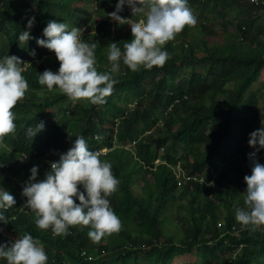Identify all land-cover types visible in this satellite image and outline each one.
<instances>
[{
    "label": "trees",
    "instance_id": "obj_1",
    "mask_svg": "<svg viewBox=\"0 0 264 264\" xmlns=\"http://www.w3.org/2000/svg\"><path fill=\"white\" fill-rule=\"evenodd\" d=\"M118 3L119 0H0V61L14 55L28 63L23 74L29 84L25 98L13 109L16 132L5 138L7 150L0 149V190L9 191L17 201L5 213L9 223L0 222V244L30 234L44 245L47 264H176L188 256H196L200 264H264V225L255 230L252 225L243 226L235 212L241 205L246 207L244 177L251 175L249 168L253 167L249 155L260 148L255 160L264 164V148L249 145L250 134L264 127V0H188L199 21L195 27H185L164 46L171 58L163 67H141L136 72L121 59L119 72L113 74L118 82L103 104L73 101L58 89L49 91L40 85L39 73L58 71L60 67L55 53L37 44V39H47L41 33L53 20L67 23L69 30L82 29V39L97 45L98 70L111 71L109 44L120 42L118 46L123 51L124 42L133 39L130 25L124 27L108 15L116 11ZM131 12L125 3L119 15L137 21L142 18ZM33 17L37 25L34 22L30 30L28 21ZM217 23L222 27L217 28ZM23 31H29L33 39L21 46L18 37ZM33 50L38 52L35 56L30 54ZM119 105L126 110L119 109ZM245 112L251 114L247 116ZM117 120L118 128L114 126ZM40 122H44V130L34 138L27 136V128ZM79 136L85 138L92 151L108 149L101 157L111 163L120 181L118 190L108 199L122 228L99 243L89 238L90 227L82 225L70 227L66 236H54L51 228H37L35 213L24 208L27 197L21 193L32 167L39 168L37 182L44 180L51 161H58ZM135 139L134 145L125 146L128 140ZM169 159L173 161L168 163ZM80 190L84 191L82 185ZM0 264L7 261L0 259Z\"/></svg>",
    "mask_w": 264,
    "mask_h": 264
},
{
    "label": "clouds",
    "instance_id": "obj_2",
    "mask_svg": "<svg viewBox=\"0 0 264 264\" xmlns=\"http://www.w3.org/2000/svg\"><path fill=\"white\" fill-rule=\"evenodd\" d=\"M125 3L131 7L133 16L141 15L142 18L137 21L119 15ZM108 15L120 25H130L133 36L130 42H124L123 51L118 43L109 44L107 59L111 71L98 70L97 45L82 39V29L69 30L67 23L53 20L44 29L47 39H37V44L53 51L60 67L58 71L39 73L40 85L49 91L58 89L73 101L103 104L118 82L113 74L119 72L121 59L133 72L141 67L147 70L163 67L171 58L164 46L185 27H195L198 22L188 0H119L116 11ZM34 22V17L28 21L29 29ZM30 39L33 37L29 31H23L18 37L21 46ZM30 54L35 56V50ZM27 64L14 55L0 61V149L7 150L5 138L16 132L17 117L13 109L29 91L23 75ZM44 128V122H40L28 127L26 135L34 138ZM136 141L126 142L125 146L128 148ZM249 145L264 148V127L250 134ZM101 155L100 151L90 150L85 138L79 136L58 161H51V170L44 180L37 182V166L31 169L22 194L27 197L24 208L35 213L37 228H51L54 235L66 236L70 227H90L88 236L94 243L120 231L122 222L108 199L118 190L120 181L114 176L111 163L102 160ZM255 156V152L250 154L253 160L251 175L244 177L246 207L236 210L237 221L243 226L252 225L253 230L264 225V164L256 161ZM81 185L84 191L80 190ZM15 205V197L7 190H0V222L9 223L5 213ZM0 259H5L7 264H47L48 255L39 239L25 233L14 242L0 244Z\"/></svg>",
    "mask_w": 264,
    "mask_h": 264
},
{
    "label": "bare ground",
    "instance_id": "obj_3",
    "mask_svg": "<svg viewBox=\"0 0 264 264\" xmlns=\"http://www.w3.org/2000/svg\"><path fill=\"white\" fill-rule=\"evenodd\" d=\"M8 1H9V0H8ZM73 3H74V2H73ZM73 3H72V4H73ZM76 3H78V2H76ZM5 4H6V3H5ZM50 4H51V3H50ZM48 5H49V4H48ZM68 5H69V3H68ZM105 5H108V4H105ZM128 6H129V5H128ZM190 6H191V4H190ZM34 7H35V6H34ZM39 7H40V6H39ZM69 8H70V7H69ZM102 8H103V7H102ZM33 9H34V8H33ZM52 9H53V7H52ZM128 11H129V10H128ZM33 12H34V11H33ZM22 13H23V12H22ZM131 13H132V12H131ZM24 14H27V13H24ZM24 14H23V15H24ZM48 14H49V13H48ZM242 14H243V13H242ZM19 15H21V13H19ZM46 15H47V14H46ZM88 15H89V14H88ZM238 15H240V14H238ZM32 16H33V15H32ZM32 16H31V17H32ZM47 16H48V15H47ZM131 16H132V15H131ZM244 16H245V15H244ZM39 17H40V16H39ZM91 17H92V16H91ZM21 18H22V17H21ZM36 18H37V17H36ZM41 18H42V17H41ZM88 18H89V17H88ZM130 18H131V17H130ZM28 19H29V18H28ZM131 19H132V18H131ZM47 20H48V19H47ZM51 20H52V18H51ZM98 20H99V19H98ZM135 20H136V19H135ZM35 21H36V20H35ZM40 21H41V19H40ZM40 21H39V22H40ZM59 21H60V20H59ZM59 21H57V22H59ZM90 21H92V20H90ZM198 21H199V20H198ZM36 22H37V21H36ZM36 22H35V24H36ZM88 23H89V22H88ZM35 24H34V25H35ZM42 24H43V23H42ZM97 24H98V23H97ZM117 24H118V23H117ZM36 25H37V24H36ZM77 26H79V25H77ZM125 26H126V25H124V27H125ZM37 27H38V26H37ZM43 27L45 28V26H43ZM79 27H80V26H79ZM81 27H82V26H81ZM124 27H123V28H124ZM32 28H34V27H32ZM35 28H36V27H35ZM41 28H42V27H41ZM15 29H16V28H15ZM102 29H103V28H102ZM9 30H11V29H9ZM30 30H31V29H30ZM107 30H108V29H107ZM35 32H36V31H35ZM41 32H42V31H41ZM12 33H13V32H12ZM12 33H11V35H12ZM115 33H116V31H115ZM15 34H17V33H15ZM41 34H43V33H41ZM107 34H108V33H107ZM129 34H130V33H129ZM17 35H18V34H17ZM35 35H36V33H35ZM95 35H96V34H95ZM124 35H125V34H124ZM126 35H127V34H126ZM106 36H107V35H106ZM16 37H17V36H16ZM89 37H90V36H89ZM113 37H114V36H113ZM120 37H121V36H120ZM126 37H127V36H126ZM129 37H130V36H129ZM35 38H37V37H35ZM41 38H42V37H41ZM41 38H40V39H41ZM114 38H115V37H114ZM129 39H130V38H129ZM115 40H116V39H115ZM130 40H131V39H130ZM111 41H112V40H111ZM15 43H16V42H15ZM119 43H120V42H119ZM119 43H118V44H119ZM170 43H171V42H170ZM121 44H123V43H121ZM177 44H178V43H177ZM250 44H251V43H250ZM173 45H174V44H173ZM248 45H249V43H248ZM4 46H5V45H4ZM9 46H11V45H9ZM9 46L6 47V48H10ZM185 46H186V45H185ZM0 47H1V46H0ZM122 49H123V48H122ZM6 50H7V49H6ZM14 50H15V48H14ZM47 50H48V49H47ZM7 51H9V50H7ZM99 51H100V50H99ZM52 52H53V51H52ZM36 53H38V52H36ZM51 56H53V55H51ZM27 57H28V56H27ZM27 57H25V58H27ZM54 57H55V56H54ZM34 59H35V58H34ZM56 59H57V58H56ZM49 61H50V60H49ZM53 62H54V60H53ZM53 62H52V64H53ZM57 63H58V62H57ZM48 65H50V64H48ZM53 65H54V64H53ZM105 65H106V64H105ZM263 65H264V63H263ZM55 66H56V64H55ZM42 67H44V65H43ZM50 67H51V65H50ZM53 68H54V67H53ZM51 69H52V68H51ZM119 70H120V69H119ZM252 70H253V69H252ZM248 72H249V70H248ZM252 72H253V71H252ZM252 72H251V73H252ZM128 73H129V72H128ZM248 74H249V73H248ZM23 75H24V74H23ZM130 75H131V74H130ZM259 75H262V74H259ZM259 75H258V77H259ZM123 76H124V75H123ZM123 76H122V77H123ZM253 77H254V76H253ZM256 77H257V76H256ZM256 77H255L254 79H256ZM258 77H257L256 81L258 80ZM243 78H244V77H243ZM245 78H246V77H245ZM254 79H252V80H254ZM259 79H261V78L259 77ZM244 80H245V79H243L242 82H244ZM249 80H250V78H249ZM252 80H250V81L252 82ZM245 81H246V80H245ZM247 81H248V80H247ZM258 81H259V80H258ZM258 81H257V82H258ZM155 82H156V81H155ZM259 82H260V81H259ZM149 83H150V82H149ZM244 83L246 84V82H244ZM252 83H254V81H253ZM252 83H251V84H252ZM146 84H147V83H146ZM248 84H249V83H248ZM251 84H249V85H251ZM147 85H149V84H147ZM246 85H247V84H246ZM145 86H146V85H145ZM247 86H248V85H247ZM252 86H254V85H252ZM44 87H45V86H44ZM144 88H145V87H144ZM150 88H151V87H150ZM248 88H249V86L247 87V89H248ZM260 88H261V87H260ZM250 89H251V88H250ZM261 89L263 90V88H261ZM261 89H260V90H261ZM148 90H149V89H148ZM145 91H146V90H145ZM248 91H249V90H248ZM248 91L246 90V94L248 93ZM254 91H255V90H254ZM254 91H253V92H254ZM256 91L259 92L258 89H257ZM256 91H255V92H256ZM250 92L252 93L251 90H250ZM263 92H264V91H263ZM40 93H41V92H40ZM256 93H257V92H256ZM260 93H261V91H260ZM221 94H222V93H221ZM262 94H263V93H262ZM262 94H261L260 98H262ZM218 95H219V93H218ZM244 95H245V94H244ZM257 96H258V95H257ZM263 96H264V95H263ZM250 97H251V96H250ZM243 98H244V97H243ZM260 98L258 97V99H260ZM248 99H249V98H248ZM131 100H132V99H131ZM177 100H178V99H177ZM177 100H176V101H177ZM227 100H228V99H227ZM261 100L264 102L263 98H262ZM129 101H130V100H129ZM132 101H134V99H133ZM245 101H246V100H245ZM20 102H21V101H20ZM243 102H244V101H243ZM88 103H89V102H88ZM135 103H136V102H135ZM176 103H177V102H176ZM179 103H180V102H179ZM244 103H245V102H244ZM131 104H132V103H131ZM263 104H264V103H263ZM263 104H261V105H259V106H263ZM136 105H137V104H136ZM244 105H245V104H244ZM87 106H88V104H87ZM89 106H90V105H89ZM119 106H120V105H119ZM137 107H138V106H137ZM16 108H17V107H16ZM91 108H92V107H91ZM120 108L122 109L123 107L120 106L119 109H120ZM245 108H246V107H245ZM86 109H87V108H85V110H86ZM92 109H93V108H92ZM137 109H138V108H137ZM259 109H261V108H259ZM17 110H18V109H17ZM17 110H16V111H17ZM85 110H84V111H85ZM87 110H89V108H88ZM122 110H124V108H123ZM125 110H126V109H125ZM125 110H124V111H125ZM128 110H129V109H128ZM92 111H93V110H92ZM124 111H123V112H124ZM240 111H241V112H244V111H242V110H240ZM85 112H86V111H85ZM94 112H95V111H94ZM145 112H147V111H145ZM145 112H144V113H145ZM251 112H252V111H251ZM251 112H249V113H246V112H245V113H246V115H247V114H251ZM147 113H148V112H147ZM147 113H146V115H147ZM238 113H239V111H238ZM245 113H244V114H245ZM255 113H256V112H255ZM29 114H31V113H29ZM148 114H149V113H148ZM252 114H254V113H252ZM261 114H262V113H261ZM154 115H155V114H154ZM128 116H129V115H128ZM136 116H137V115H136ZM247 116H248V115H247ZM252 116H253V115H252ZM130 117H131V116H130ZM132 117H133V115H132ZM147 117H148V116H147ZM243 117H244V116H243ZM243 117H242V118H243ZM245 117H246V116H245ZM261 117L263 118V116H261ZM176 118H177V117H176ZM242 118H241V119H242ZM143 119H144V118H143ZM146 119H147V118H146ZM149 119H150V118H149ZM130 120H131V119H130ZM130 120H129V122H130ZM158 120H159V119H158ZM252 120H254V119H252ZM136 121H137V120H136ZM143 121H144V120H143ZM57 122H58V121H57ZM59 122H60V121H59ZM134 122H135V121H134ZM150 122H152L151 119H150ZM154 122H156V121H154ZM116 123H117V122H116ZM139 123H140V122H139ZM220 123H221V122H220ZM21 124H22V123H21ZM80 124H81V123H80ZM100 124H101V123H100ZM137 124H138V123H137ZM141 124H143L142 121H141ZM148 124H149V123H148ZM129 125H130V124H129ZM129 125H128V126H129ZM139 125H140V124H139ZM176 125H177V124H176ZM18 126H19V124H18ZM20 126H21V125H20ZM100 126H101V125H100ZM114 126H115V125H114ZM114 126H113V127H114ZM132 126H133V125H132ZM134 126H135V124H134ZM145 126H146V125H145ZM113 127H111L112 130H114ZM115 127H116V126H115ZM259 127H260V126H259ZM259 127H258V128H259ZM128 128H129V127H128ZM237 128H239V127H237ZM261 128H262V126H261ZM16 129H17V128H16ZM106 129H107V128H106ZM235 129H236V128H235ZM108 130H109V129H108ZM129 130H130V128L128 129V131H129ZM133 130H134V129H133ZM233 130H234V129H233ZM236 130H237V129H236ZM125 131H126V130H125ZM134 131H135V130H134ZM157 131H158V130H157ZM159 131H160V130H159ZM129 132H130V131H129ZM233 132H235V131H233ZM238 132H239V131H238ZM110 133H111V132H110ZM135 133H136V132H135ZM152 133H153V132H152ZM130 134H131V132H130ZM230 134H231V133H230ZM121 135H124V134H121ZM125 135H126V134H125ZM125 135H124V136H125ZM127 135H129V134H127ZM127 135H126V136H127ZM150 135H151V134H149V136H150ZM153 135H154V134H153ZM153 135H152V136H153ZM133 136H134V135H133ZM230 136H231V135H230ZM230 136H229V137H230ZM129 137H130V136H129ZM136 137H137V136H136ZM240 137H241V136H240ZM244 137H245V135H244ZM244 137H243V138H244ZM98 138H99V137H98ZM231 138H232V137H231ZM101 139H102V138H101ZM133 139H134V138H133ZM228 139H229V138H228ZM228 139H227V140H228ZM232 139H234V138H232ZM246 139H248V138H246ZM11 140H12V139H11ZM11 140H10V141H11ZM97 140H98V139H97ZM97 140H96V141H97ZM104 140H106V139L104 138ZM124 140H125V139H124ZM155 140H156V139H155ZM237 140H238V139H237ZM94 141H95V140H94ZM100 141H101V140H100ZM177 141H178V140H177ZM223 141H225V140H223ZM240 141H241V140H240ZM103 142H104V141H103ZM224 143H225V142H224ZM240 143H241V142H240ZM11 144H12V143H11ZM226 144H227V143H226ZM152 145H153V144H152ZM152 145H151V146H152ZM230 145H231V144H230ZM244 145H245V144H243V146H244ZM247 145H248V144H247ZM20 146H21V145H20ZM102 146H103V145H102ZM151 146H150V147H151ZM158 146H159V145H158ZM231 146H232V145H231ZM231 146L228 145V147H231ZM241 146H242V144H241ZM33 147H34V146H33ZM110 147H111V146H110ZM181 147H182V146H181ZM181 147L179 146V148H181ZM257 147H258V146H257ZM9 148H10V147H9ZM11 148H12V147H11ZM11 148H10V149H11ZM35 148H36V147H35ZM100 148H101V146H100ZM108 148H109V147H108ZM158 148H159V147H158ZM173 148H174V147H173ZM113 149H114V148H113ZM176 149H178V148H176ZM181 149H182V148H181ZM228 149L230 150V148H228ZM231 149H232V148H231ZM241 149H242V148H241ZM259 149H260V148H259ZM11 150H12V149H11ZM36 150H37V149H36ZM98 150H99V149H98ZM159 150H160V148H159ZM232 150H234V149H232ZM242 150H243V149H242ZM249 150H250V148H249ZM249 150H248V151H249ZM255 150H256V149H255ZM20 151H21V150H19V151H17V152H20ZM96 151H97V149H96ZM150 151H151V150H150ZM156 151H157V150H156ZM230 151H231V150H230ZM239 151H240V150H239ZM244 151H245V149H244ZM246 151H247V150H246ZM251 151H252V150H251ZM251 151H250V152H251ZM256 151H257V150H256ZM256 151H255V152H256ZM258 151H259V150H258ZM23 152H24V151H23ZM30 152H31V151H30ZM112 152H113V151H112ZM115 152H116V150H115ZM115 152H114V153H111V154H114V155H115ZM252 152H253V151H252ZM11 153H12V152H11ZM154 153H155V152H154ZM158 153H159V152H158ZM235 153H236V152H235ZM15 154H16V153H15ZM21 154H22V153H21ZM21 154L19 153V155H21ZM28 154H29V153H28ZM155 154H156V153H155ZM161 154H162V152H161ZM164 154H165V153H164ZM172 154H173V151H172ZM172 154H171V155H172ZM236 154H237V153H236ZM238 154H239V153H238ZM180 155H181V154H180ZM30 156H32V152H31ZM35 156H36V155H35ZM102 156H103V155H102ZM107 156L109 157V154H108ZM153 156H154V155H153ZM157 156H158V155H156V158H157ZM167 156L170 157V155L166 154V157H167ZM249 156H250V155H249ZM110 157H112V156H110ZM179 157H181V156H179ZM34 158H35V157H34ZM38 158H39V157H38ZM101 158H102V157H101ZM172 158H173V157H172ZM255 158H256V157H255ZM8 159H9V158H8ZM10 159H11V158H10ZM103 159H104V158H102V160H103ZM150 159H151V158H150ZM173 159H174V158H173ZM173 159H171V160L173 161ZM250 159H251V158H250ZM37 160H38V159H37ZM147 160H148V158H147ZM155 160H156V159H155ZM171 160L169 159V160H168V163H169V161L171 162ZM178 160H180V159H178ZM178 160H177V161H178ZM245 160H246V159H245ZM32 161H33V160H32ZM34 161H35V160H34ZM34 161H33V162H34ZM56 161H57V160H56ZM151 161H152V160H151ZM256 161H257V160H256ZM30 162H31V161H30ZM38 162H39V161H38ZM40 162H41V161H40ZM120 162H121V161H120ZM247 162H248V161H247ZM247 162H246V163H247ZM249 162H250V161H249ZM23 163H25V162H23ZM143 163H144V162H143ZM238 163H239V162H238ZM240 163H241V162H240ZM244 163H245V162H244ZM252 163H253V161H252ZM262 163H263V162H262ZM25 164H26V163H25ZM32 164H33V163H32ZM185 164H186V163H185ZM250 164H251V163H250ZM115 165H116V164H115ZM149 165H150V164H149ZM153 165H154V164H153ZM236 165H237V164H236ZM242 165H244V164H242ZM246 165H247V164H246ZM20 166H21V165H20ZM45 166H46V165H45ZM113 166H114V165H113ZM116 166H117V165H116ZM116 166H115V167H116ZM167 166H168V165H167ZM234 166H235V165H234ZM247 166L249 167V165H247ZM251 166H253V164H252ZM8 167H9V166H8ZM10 167H11V166H10ZM41 167H43V165H42ZM46 167H47V166H46ZM237 167H238V166H237ZM239 167H240V166H239ZM241 167H242V166H241ZM241 167H240V168H241ZM244 167H245V166H244ZM28 168L30 169V167H28ZM32 168H33V167H32ZM230 168H231V167H230ZM230 168H229V169H230ZM245 168H246V167H245ZM38 169H39V168H38ZM45 169H47V168H45ZM231 169H232V168H231ZM234 169H235V168H234ZM238 169H239V168H238ZM238 169H237V170H238ZM247 169H248V168H247ZM249 169H252V168H249ZM40 170H41V168H40ZM48 170H49V169H48ZM1 171H3V170H1ZM10 171H11V170H10ZM10 171H9V172H10ZM49 171H50V170H49ZM227 171H228V170H227ZM146 172H147V171H146ZM181 172H182V171H181ZM2 173H3V172H2ZM7 173H8V172H7ZM182 173H183V172H182ZM186 173H187V172H186ZM228 173H229V172H228ZM28 174H30V172H29ZM28 174H27V176H28ZM136 174H137V172H136ZM187 174H188V173H187ZM198 174H199V173H198ZM15 175H16V174H15ZM18 175H19V174H18ZM124 175H125V174H124ZM24 176H25V175H24ZM29 176H30V175H29ZM29 176H28V177H29ZM140 176H141V175H140ZM181 176H182V175H181ZM181 176H180V177H181ZM185 176H186V175H185ZM194 176H195V175H194ZM19 177H20V176H19ZM138 177H139V176H138ZM141 177H142V176H141ZM186 177H188V176H186ZM20 178H21V177H20ZM20 178H19V179H20ZM181 178H182V177H181ZM193 178H194V177H193ZM8 179H9V178H8ZM22 179H24L23 176H22ZM38 179H39V177H38ZM40 179H41V178H40ZM182 179H183V178H182ZM3 180H4V179H3ZM41 180H43V179H41ZM134 180H135V178H134ZM21 181H22V180H21ZM139 181H140V180H139ZM182 181H183V180H182ZM182 181H181V182H182ZM188 181H189V180H188ZM201 181H202V180H201ZM190 182H191V181H190ZM198 182H199V181H198ZM9 183H11V182H9ZM182 183H183V182H182ZM191 183H192V182H191ZM245 183H246V182H245ZM192 184H193V183H192ZM243 184H244V183H243ZM12 185H13V184H12ZM19 185H20V184H19ZM188 185H189V182H188ZM194 185H195V184H194ZM197 185H198V184H197ZM199 185H200V184H199ZM209 185H210V184H209ZM17 186H18V185H17ZM20 186H21V185H20ZM186 186H187V185H186ZM192 186H193V185H192ZM200 186H201V185H200ZM190 187H191V186H190ZM193 187H194V186H193ZM198 187H199V186H198ZM201 187H202V186H201ZM13 188H14V187H13ZM17 188H18V187H17ZM184 188H185V187H184ZM236 188H238V187H236ZM202 189H203V188H202ZM202 189H201V190H202ZM11 190H12V189H11ZM15 190H16V189H15ZM178 190H179V189H178ZM206 190H207V189H206ZM189 191H190V189H189ZM184 192H186V191H184ZM190 192H191V191H190ZM195 192H196V191H195ZM202 192H203V191H202ZM231 192H232V191H231ZM21 193H22V192H21ZM199 193H200V192H199ZM222 193H223V192H222ZM15 194H16V193H15ZM17 194H18V193H17ZM183 194H184V193H183ZM185 194L187 195V192H186ZM201 194H202V193H201ZM233 194H235V192H233ZM236 194H237V193H236ZM179 195H180V194H179ZM181 195H182V194H181ZM230 195H231V194H230ZM230 195H229V196H230ZM17 196H19V194H18ZM182 196H183V195H182ZM193 196H194V194H193ZM202 196H203V195H202ZM234 196H235V195H234ZM236 196H237V195H236ZM236 196H235V197H236ZM240 196H241V195H240ZM20 197H21V196H20ZM20 197H19V198H20ZM169 197H170V194H169ZM169 197H168V198H169ZM173 197H174V196H173ZM173 197H172V198H173ZM183 197H184V196H183ZM189 197H190V196H189ZM197 197H199V196H197ZM203 197H205V196H203ZM225 197H226V196H225ZM231 197H232V196H230V199H232ZM15 198H16V197H15ZM238 198H239V197H238ZM174 199H175V198H174ZM177 199H178V198H177ZM179 199H181V196H180ZM198 199H199V198H198ZM222 199H224V198H222ZM233 199H234V198H233ZM235 199H237V198H235ZM17 200H18V197H17ZM19 200H21V199H19ZM182 200H183V199H182ZM185 200H186V198H185ZM208 200H209V199H208ZM208 200L205 199V201H208ZM220 200H221V198H220ZM177 201H178V200H177ZM202 201H204V199H202ZM205 201H204V202H205ZM209 201H210V200H209ZM209 201H208V202H209ZM211 201H212V200H211ZM215 201H216V200H215ZM16 202H17V201H16ZM22 202H23V201H22ZM22 202L19 201L20 204H21ZM181 202H182V201H181ZM184 202H186V201H184ZM197 202H198V201H197ZM222 202H223V201H222ZM19 203H17V204H19ZM178 203H179V202H178ZM199 203H200V202H199ZM224 203H225V202H224ZM200 204H201V203H200ZM200 204H197V206L200 207ZM241 204H242V203H241ZM244 204H245V202H244ZM204 205H205V203H204ZM234 205H235V204H234ZM241 206H243V205H241ZM241 206H239V207L241 208ZM199 207H198V208H199ZM236 207H237V206H236ZM236 207H235V208H236ZM17 208H18V207H17ZM21 208H22V207H21ZM237 208H238V207H237ZM18 210H19V208H18ZM230 210H231V209H230ZM234 210H236V209H234ZM24 211H25V210H24ZM24 211H22V212H24ZM199 211H201L200 213H203V210H202V209H201V210L199 209ZM232 211H233V210H232ZM28 212H29V211H28ZM31 212H32V211H30V213H31ZM214 212H215V211H214ZM235 212H236V211H235ZM33 213H34V212H33ZM200 213H198V214H200ZM23 214H24V213H23ZM31 214H32V213H31ZM216 214H217V213H216ZM19 215H20V214H19ZM199 216H202V215H199ZM204 216H205V215H204V213H203V219H204ZM226 217H227V216H226ZM199 218H202V217H199ZM33 219H34V218H33ZM225 219H226V218H225ZM200 220H201V219H200ZM230 224H231V222H230ZM230 224H229V228H230ZM218 226H219V225H218ZM227 226H228V225H227ZM189 227H190V225H188L187 229H188ZM231 227H232V225H231ZM238 227H239V226H238ZM248 227H249V225H248ZM8 228H9V226H8ZM217 228H218V227H217ZM225 228H226V227H225ZM236 228H237V227H236ZM257 228H258V227H257ZM5 229H6V228H5ZM226 229H227V228H226ZM217 230H218V229H217ZM224 230H225V229H224ZM230 230H231V229H230ZM2 231H3V230H2ZM7 231H8V230H7ZM189 231H190V230H189ZM225 231H226V230H225ZM233 231H234V230H233ZM46 232H47V231H46ZM70 232H71V231H70ZM0 233H1V232H0ZM184 233H185V235H186V231H185ZM184 233H183V235H184ZM227 233H228V232H227ZM6 234H7V233H6ZM133 234H134V233H133ZM136 234H137V232H136ZM221 234H222V233H221ZM230 234H232V233H230ZM230 234H229V235H230ZM233 234H234V233H233ZM187 235H188V234H187ZM14 236H15V235H14ZM54 236H56V235H54ZM181 236H182V234H181ZM5 238H6V237H5ZM14 238H15V237H14ZM138 238H139V237H138ZM138 238H137V239H138ZM189 238H190V237H189ZM75 239H76V238H75ZM137 239H136V240H137ZM3 240H4V239H3ZM7 240H8V238H7ZM1 241H2V240H1ZM10 241H13V240L10 239ZM14 241H15V240H14ZM187 241H188V240H187ZM6 242H7V241H6ZM181 242H182V241H181ZM181 242H180V243H181ZM183 242H184V241H183ZM188 242H189V241H188ZM188 242H187V243H188ZM190 242H191V241H190ZM193 242H194V241H193ZM180 243H179V244H180ZM140 244H141V243H140ZM181 244H182V243H181ZM183 244H184V243H183ZM183 244H182V245H183ZM185 246H186V245H185ZM192 246H193V245H192ZM192 246H191V247H192ZM189 247H190V246H189ZM183 248H184V247H183ZM85 252H86V251H85ZM97 255H99V254H97ZM194 255H195V254H194ZM196 255H198V254H196ZM201 255H202V254H201ZM84 256H88V255H84ZM97 257H98V256H97ZM184 258H185V257H184ZM202 259H203V257H202ZM202 259H201V261H202ZM2 260H3V259H2ZM174 261H175V260H174ZM182 261H183V260H182ZM207 261H208V260H207ZM183 262H184V261H183ZM188 263H189V262H188ZM190 263H192V262H190ZM196 263H198V262H196ZM200 263H201V262H200Z\"/></svg>",
    "mask_w": 264,
    "mask_h": 264
},
{
    "label": "rangeland",
    "instance_id": "obj_4",
    "mask_svg": "<svg viewBox=\"0 0 264 264\" xmlns=\"http://www.w3.org/2000/svg\"><path fill=\"white\" fill-rule=\"evenodd\" d=\"M94 6L96 7V5L94 4ZM96 11V10H95ZM94 19L95 20H97L98 21V19H99V15L97 14V13H95L94 14ZM208 24H211L212 26H213V23H212V21H209L208 22ZM216 27L217 28H221L222 26L220 25V23H217L216 24ZM217 28H214V29H217ZM230 29H231V31H232V29H233V26L230 24ZM222 99H227V97H226V95H221L220 96ZM134 106V105H133ZM248 119V118H247ZM118 121L119 120H117V125H116V128H118ZM76 124V125H75ZM74 124V126H78V124L77 123H75ZM110 127H111V125H109ZM155 128V126L152 128V129H154ZM151 129V130H152ZM136 140V139H135ZM135 140H128L127 142H129V143H132V142H134ZM118 144H119V142H118ZM108 151V149L107 148H105V149H103V150H101L100 152L101 153H106ZM162 161H163V158H162ZM184 262H183V261ZM181 261H179V262H177L176 264H200V259L198 260V258L196 257V256H188V258H186V259H182ZM189 262V263H188ZM190 262H192V263H190ZM196 262H198V263H196Z\"/></svg>",
    "mask_w": 264,
    "mask_h": 264
}]
</instances>
